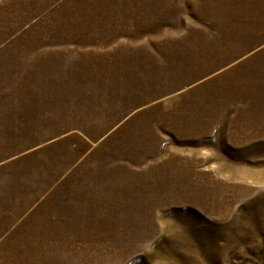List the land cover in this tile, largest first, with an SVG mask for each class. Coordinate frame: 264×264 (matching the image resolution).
Returning a JSON list of instances; mask_svg holds the SVG:
<instances>
[{"label": "rangeland", "instance_id": "obj_1", "mask_svg": "<svg viewBox=\"0 0 264 264\" xmlns=\"http://www.w3.org/2000/svg\"><path fill=\"white\" fill-rule=\"evenodd\" d=\"M0 264H264V0H0Z\"/></svg>", "mask_w": 264, "mask_h": 264}]
</instances>
